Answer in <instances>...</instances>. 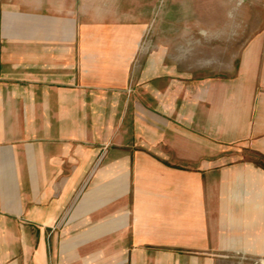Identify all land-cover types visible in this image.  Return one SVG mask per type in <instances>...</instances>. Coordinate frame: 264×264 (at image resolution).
Listing matches in <instances>:
<instances>
[{"label":"crops","instance_id":"0c3cea01","mask_svg":"<svg viewBox=\"0 0 264 264\" xmlns=\"http://www.w3.org/2000/svg\"><path fill=\"white\" fill-rule=\"evenodd\" d=\"M126 1L0 0V264L264 260V28L229 80L144 84Z\"/></svg>","mask_w":264,"mask_h":264},{"label":"rangeland","instance_id":"374dc122","mask_svg":"<svg viewBox=\"0 0 264 264\" xmlns=\"http://www.w3.org/2000/svg\"><path fill=\"white\" fill-rule=\"evenodd\" d=\"M125 6L139 10L147 24L139 74L144 84H152V65L163 59L177 70L179 83L191 71L194 81L229 80L251 38L264 28V0H127ZM243 156L264 164L251 153ZM261 259L226 253L219 264H264Z\"/></svg>","mask_w":264,"mask_h":264}]
</instances>
